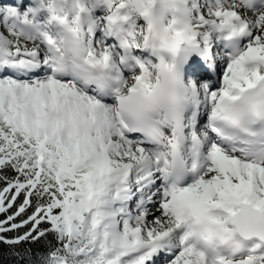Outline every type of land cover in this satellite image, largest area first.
Listing matches in <instances>:
<instances>
[{
    "label": "snow or ice",
    "instance_id": "1",
    "mask_svg": "<svg viewBox=\"0 0 264 264\" xmlns=\"http://www.w3.org/2000/svg\"><path fill=\"white\" fill-rule=\"evenodd\" d=\"M0 264H264V0H0Z\"/></svg>",
    "mask_w": 264,
    "mask_h": 264
}]
</instances>
